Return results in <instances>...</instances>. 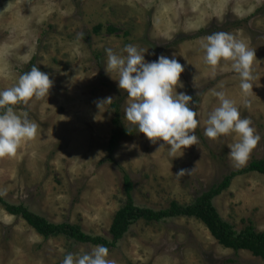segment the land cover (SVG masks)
<instances>
[{
  "label": "rangeland",
  "instance_id": "374dc122",
  "mask_svg": "<svg viewBox=\"0 0 264 264\" xmlns=\"http://www.w3.org/2000/svg\"><path fill=\"white\" fill-rule=\"evenodd\" d=\"M216 31L230 32L256 50L248 108L230 64L213 70L203 62L202 38ZM127 44L143 49L148 62L175 55L185 66L177 92L193 97L189 106L198 113L199 140L177 152L178 158L168 155L163 141L138 133L122 141L116 165L100 164L115 114L111 103L99 110L96 102L127 95L118 87V74L105 71V49L119 54ZM32 61L53 86L48 97L17 110L28 112L37 135L15 155L0 158V190H6L8 203L26 205L53 224L79 225L111 240L112 222L126 201L121 169L131 176L136 205L159 211L172 202L190 205L226 175L264 159V0H0V90L13 86ZM213 89L235 100L261 136L240 167L228 156L229 145L238 142L235 134L215 140L204 135L205 121L218 106ZM129 102L127 97L122 104L123 122L134 127L124 119ZM180 169L190 173L177 178ZM214 204L237 231L252 224L264 233V175L236 177ZM91 248L65 237L45 240L0 207V264H62L68 253ZM108 258L115 264H264L250 252L219 245L206 226L189 218L138 222Z\"/></svg>",
  "mask_w": 264,
  "mask_h": 264
},
{
  "label": "clouds",
  "instance_id": "9594fccd",
  "mask_svg": "<svg viewBox=\"0 0 264 264\" xmlns=\"http://www.w3.org/2000/svg\"><path fill=\"white\" fill-rule=\"evenodd\" d=\"M81 37L83 34H80ZM203 62L213 70L230 64V70L239 78L243 107H250L248 96L253 92L255 79L252 65L256 60V50L230 32L216 31L202 38ZM105 71L118 74V87L127 94L129 103L125 108L124 119L153 143L163 141L170 147L168 155L178 158L176 153L198 143L195 130L198 127L197 111L189 105L193 97L185 92L180 77L185 66L173 55H160L156 60H145V51L134 44H127L120 53L106 48ZM222 62H224L222 64ZM53 81L49 74L38 66L18 77L17 82L0 90V158L16 154L22 144L33 140L37 135L38 125L29 118L27 111L18 114V104H27L33 98L48 97ZM218 100L208 115L204 135L212 140L221 136L235 134L238 142L229 145V158L235 166L244 165L252 150L261 140V136L252 126L250 118L241 117L235 100L224 90H211ZM112 97L96 102L100 110L112 103ZM161 144L160 149H164ZM159 149V150H160ZM158 150V151H159ZM182 151V155H183ZM181 155V156H182ZM180 157V156H179ZM189 170L180 169L175 176L183 177ZM6 190H0V196ZM109 257V250L104 245L92 246L90 251L81 249L73 254L68 253L62 264H115Z\"/></svg>",
  "mask_w": 264,
  "mask_h": 264
},
{
  "label": "trees",
  "instance_id": "16d2710c",
  "mask_svg": "<svg viewBox=\"0 0 264 264\" xmlns=\"http://www.w3.org/2000/svg\"><path fill=\"white\" fill-rule=\"evenodd\" d=\"M101 29L102 27L98 26L95 32L99 33ZM109 30L110 32L115 31L111 28ZM33 62L29 66L33 65ZM126 98L127 95L111 103V108L115 114L112 121L113 131L107 146L106 158L100 164L109 162L116 165L115 154L122 141L133 138L138 134L135 127H127L123 122L122 104ZM15 108L16 110L21 109V104L16 105ZM120 171L123 176L126 201L124 206L116 213L112 222L109 231L112 237L111 240L103 236L89 235L79 225L70 223L53 224L41 215L31 212L26 205L10 204L2 196H0V207L8 214L22 218L45 240L65 237L78 244L104 245L109 250L116 248L119 242L130 232L131 227L138 222L143 221L152 224L177 218L194 219L206 226L219 245L236 253L241 251L250 252L254 257L264 261V233L258 232L252 224L241 231H237L234 225L222 218L214 204L215 199L231 187L236 177L251 172L264 175V159L253 161L248 167L226 175L221 182L204 191L190 205L181 206L177 202H172L167 209L159 211L136 205L134 200L135 187L131 176L123 169Z\"/></svg>",
  "mask_w": 264,
  "mask_h": 264
}]
</instances>
